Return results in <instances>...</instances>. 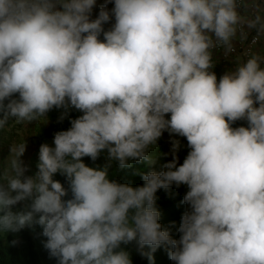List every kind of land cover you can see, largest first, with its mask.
I'll return each mask as SVG.
<instances>
[{"label":"clouds","instance_id":"obj_1","mask_svg":"<svg viewBox=\"0 0 264 264\" xmlns=\"http://www.w3.org/2000/svg\"><path fill=\"white\" fill-rule=\"evenodd\" d=\"M96 7L0 0V129L46 124L52 110L70 123L40 145L32 175L26 140L10 148L0 231L43 226L59 264H132L121 245L133 243L149 259L168 248L174 264H264V17L243 0ZM133 163L149 168L142 184L110 178ZM181 186L185 211L164 227L157 192Z\"/></svg>","mask_w":264,"mask_h":264},{"label":"trees","instance_id":"obj_2","mask_svg":"<svg viewBox=\"0 0 264 264\" xmlns=\"http://www.w3.org/2000/svg\"><path fill=\"white\" fill-rule=\"evenodd\" d=\"M104 0H99L97 7L95 9L96 13L99 11V7L103 4ZM109 8L112 7L110 3ZM58 110H52L48 113V125L44 130V136L53 141L54 133L66 129L70 126L69 120L66 118L62 123H59L57 118L59 116ZM71 117L79 115L78 112L73 111L70 113ZM20 123L9 121L3 129H0V149L11 145L16 142V139L21 130ZM85 163L89 166H102L105 163L104 155L93 162L89 158H84ZM149 168L145 166L144 163H133L131 167L118 169L113 165L110 169V178L117 179L120 182H127L133 186L142 184L141 175L138 172L148 171ZM54 179L59 180L67 188L68 183L66 178L57 173ZM185 187H173L169 190L161 189L157 192V207L161 213L160 221L164 227H169L171 221L176 222L178 227L180 217L185 211L186 206L181 204V200ZM71 193L69 192V197ZM66 197V198H69ZM172 234L178 236L175 228L172 229ZM47 237L43 235V229H35L32 234L21 230L20 239L15 242L11 238L3 239L0 237V264H59L58 257H54L50 254L49 250L45 247ZM124 250L129 252L132 264H174L173 261L169 259L168 248L161 246L155 252L152 253V258L149 259L147 255H141L137 250L136 245L128 244L121 245ZM150 251V249L145 247V252Z\"/></svg>","mask_w":264,"mask_h":264},{"label":"rangeland","instance_id":"obj_3","mask_svg":"<svg viewBox=\"0 0 264 264\" xmlns=\"http://www.w3.org/2000/svg\"><path fill=\"white\" fill-rule=\"evenodd\" d=\"M22 124V123H20ZM48 123L43 124V121L38 122L36 124H22L19 135L16 139V142L12 143L9 146L3 147L0 149V183L7 184V180L13 175L10 169V160L13 158V153L9 150L11 147L16 146L17 144L27 142L26 152L21 158L26 165L29 166V170L26 175H32L37 170L36 165L38 162V152L39 147L42 143L52 144V141L47 139L44 136V130L47 127ZM186 144V141H183ZM160 152H167L169 149V138L168 134L165 133L163 137L158 142ZM187 149L184 148L179 153L180 160L182 162L184 155H186ZM165 162V158L161 157L157 160L156 164L153 165L156 170H159L160 166ZM185 187V186H182ZM186 188V187H185ZM24 210V202L18 203L12 206L13 212H19ZM38 219V215L36 217ZM43 229V226L33 223L32 225L25 226L19 231H0V237L3 239L11 238L15 242H18L20 239V231L24 230L30 234H32L35 229Z\"/></svg>","mask_w":264,"mask_h":264},{"label":"crops","instance_id":"obj_4","mask_svg":"<svg viewBox=\"0 0 264 264\" xmlns=\"http://www.w3.org/2000/svg\"><path fill=\"white\" fill-rule=\"evenodd\" d=\"M99 2V0H97V3ZM244 8L245 10L250 14V15H261L262 17H264V6L261 3V0H245L244 2ZM96 14V11L94 13V16ZM229 66H222L220 64H217L215 70H221V71H225L226 68Z\"/></svg>","mask_w":264,"mask_h":264},{"label":"built area","instance_id":"obj_5","mask_svg":"<svg viewBox=\"0 0 264 264\" xmlns=\"http://www.w3.org/2000/svg\"><path fill=\"white\" fill-rule=\"evenodd\" d=\"M244 2H245V0H243V3ZM261 3L264 6V0H261ZM94 13H95V9H94ZM249 39H251V37H249ZM257 47L261 48V49H264V36L261 37L260 42L257 45ZM219 64L222 65V66H226V65H228V62L225 61V60H221V62ZM215 71L217 72L218 75L223 73V71H221V70H215Z\"/></svg>","mask_w":264,"mask_h":264}]
</instances>
